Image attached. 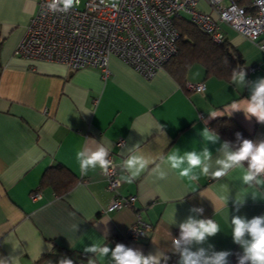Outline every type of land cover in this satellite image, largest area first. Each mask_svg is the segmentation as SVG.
<instances>
[{"label":"crops","instance_id":"0c3cea01","mask_svg":"<svg viewBox=\"0 0 264 264\" xmlns=\"http://www.w3.org/2000/svg\"><path fill=\"white\" fill-rule=\"evenodd\" d=\"M37 1L0 0V256H20L19 264H58L64 256L74 264H88L92 254L84 253V246L99 242L114 248L123 243L145 255L157 249L168 251V264H177L178 255L169 251L171 235H179L178 224L193 207L204 209L200 218H213L220 225L221 232L209 238L205 247L211 244L216 251L241 254L227 216L264 215V199L253 200L249 195L238 211L230 199L228 208L217 203L216 212L211 201L225 186L235 195L240 188L237 172L220 180L198 174L190 184L175 173L158 180L148 169L128 183L119 166L128 146L136 143L154 156L175 147L199 149L204 121L211 128L216 119H209V112L232 118L252 140L264 139V125L255 118L249 121L242 112L229 116L232 101L248 97L249 90L235 88L231 80L205 76L198 63L187 69L182 86L166 67L145 79L113 55L106 78L94 67L73 70L16 55ZM199 5L209 8L204 0ZM221 28L242 56L247 79L264 77V50L226 25ZM186 82H202L204 88L189 91ZM157 122L163 125L167 140L153 129ZM86 138L111 144L120 180L117 192L135 195L132 207L107 211L113 192L107 189L100 169L81 173L76 153L89 143ZM209 147L215 155L219 144ZM56 164L75 178L63 194L39 184L44 171ZM35 192L40 197L32 199ZM137 216L151 228L137 240L127 239L126 228ZM105 236L106 241L101 239ZM228 259L237 264L231 255ZM96 264H110V259L97 258Z\"/></svg>","mask_w":264,"mask_h":264},{"label":"built area","instance_id":"2783aa9c","mask_svg":"<svg viewBox=\"0 0 264 264\" xmlns=\"http://www.w3.org/2000/svg\"><path fill=\"white\" fill-rule=\"evenodd\" d=\"M199 1L78 0L69 11L54 12L49 8L52 0H38L14 54L61 63L73 70L94 67L102 78L109 75L108 59L113 55L150 79L176 53L179 32L174 18H187L216 42L225 38L221 25H226L264 50V0H251V12L233 0H204L209 7L205 10L198 6ZM185 87L199 92L204 85L186 82ZM102 176L113 192L106 210L132 207L135 195L117 192L120 180L116 167ZM39 197L38 192L31 195L32 199ZM150 228L137 216L124 235L137 240Z\"/></svg>","mask_w":264,"mask_h":264},{"label":"clouds","instance_id":"9594fccd","mask_svg":"<svg viewBox=\"0 0 264 264\" xmlns=\"http://www.w3.org/2000/svg\"><path fill=\"white\" fill-rule=\"evenodd\" d=\"M78 0H52L49 8L52 11L67 12L72 9ZM231 84L242 89L249 90V96L234 100L230 104L229 116L235 112H242L245 118L264 125V77L249 81L245 67L238 66L232 70ZM202 91V89H198ZM209 119L219 117L215 112L208 113ZM199 132L200 147L192 150H181L175 147L166 154L148 155L140 149L139 143L127 149V155L123 158L121 171L125 173L123 179L134 182L142 173L151 169V173L158 180H166L170 173L177 174L186 179L190 184L197 181L198 174L209 176L214 180L228 177L230 173L237 172L235 179L240 188L232 195V188L225 186L222 194L212 199L215 212L217 203L228 208L231 199L237 211L242 207L246 198L250 195L253 200L264 199V139L252 140L236 134V142L220 140L219 133L207 126ZM137 131L135 127H133ZM166 140L164 127L159 122L155 128ZM82 149L76 153V160L82 174L88 171L100 169L105 176L116 167L110 159L111 144L102 140L86 138ZM168 143V141H167ZM216 154L209 145H217ZM167 147V145H166ZM199 170V171H197ZM203 208L193 207L190 215L178 224L179 235L172 237L170 250L178 255L177 264H230V251H216L214 246L207 244L209 238L215 237L221 232L220 225L213 218H200ZM175 220V214H174ZM227 221L231 227V237L242 253L237 258V264H264V215L254 216L251 219L246 216L234 215ZM176 223V220H175ZM79 232V225L75 226ZM106 241V236L101 237ZM19 246H13V251ZM195 248V250H193ZM84 253L92 254L88 264H96L97 258L107 257L110 264H168L170 257L168 251L156 250L145 255L141 250L132 248L123 243H117L110 247L107 243H91L83 248ZM20 256H0V264H19ZM58 264H74L73 260L64 256Z\"/></svg>","mask_w":264,"mask_h":264},{"label":"trees","instance_id":"16d2710c","mask_svg":"<svg viewBox=\"0 0 264 264\" xmlns=\"http://www.w3.org/2000/svg\"><path fill=\"white\" fill-rule=\"evenodd\" d=\"M233 1L243 5L247 12L252 11L250 0ZM173 21L179 32L176 53L163 64V67H166L182 86L187 69L194 63L203 67L205 76H214L225 81L231 80L233 69L238 66L244 67L242 56L227 38L216 42L209 33L199 30L187 18H174ZM210 127L216 130L222 139L233 143L236 142L237 133L243 138L251 139V136L230 117H218L210 123ZM74 182V175L62 165L56 164L44 171L39 184L40 188L49 186L56 194H63L74 185ZM239 255L237 250H233L231 259L237 261Z\"/></svg>","mask_w":264,"mask_h":264},{"label":"rangeland","instance_id":"374dc122","mask_svg":"<svg viewBox=\"0 0 264 264\" xmlns=\"http://www.w3.org/2000/svg\"><path fill=\"white\" fill-rule=\"evenodd\" d=\"M200 7V5H198Z\"/></svg>","mask_w":264,"mask_h":264}]
</instances>
